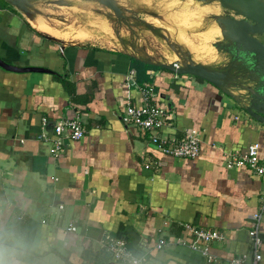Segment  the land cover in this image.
<instances>
[{
    "label": "crops",
    "instance_id": "1",
    "mask_svg": "<svg viewBox=\"0 0 264 264\" xmlns=\"http://www.w3.org/2000/svg\"><path fill=\"white\" fill-rule=\"evenodd\" d=\"M33 21L50 28L41 18L27 20L0 7V60L44 70L0 67V233L6 246L16 248L19 264H112L111 240L125 241L139 256L140 240L152 245L159 239L166 245L147 251V264H203V255L186 245L192 240L187 225L224 235L209 245L212 264H229L247 252L264 178L228 163L252 143L264 158V126L206 82L148 70L149 81L137 83H150L158 103L167 106L171 127L163 133L171 139L200 133L196 158L163 155L122 122L128 98L137 96L127 77L136 72L131 60L138 57L61 42ZM59 80L71 83L75 96ZM42 118L50 125L80 118L86 133L65 140L53 157L54 135L42 128ZM148 157L158 170L144 168ZM69 223L76 232L64 230ZM260 237L264 264V219Z\"/></svg>",
    "mask_w": 264,
    "mask_h": 264
},
{
    "label": "rangeland",
    "instance_id": "2",
    "mask_svg": "<svg viewBox=\"0 0 264 264\" xmlns=\"http://www.w3.org/2000/svg\"><path fill=\"white\" fill-rule=\"evenodd\" d=\"M114 1L122 10L123 19L118 20L97 0H62V3L39 0L30 1V4L35 17L41 18L56 32V39L64 43L96 44L170 64L167 59L176 57L179 60L180 56L167 46L161 37L164 35L188 51L195 63L220 67L223 60L228 61L225 50L214 47L223 41L212 30L213 17L224 14L218 3L206 5L196 0ZM79 33H86L84 40L76 39Z\"/></svg>",
    "mask_w": 264,
    "mask_h": 264
},
{
    "label": "built area",
    "instance_id": "3",
    "mask_svg": "<svg viewBox=\"0 0 264 264\" xmlns=\"http://www.w3.org/2000/svg\"><path fill=\"white\" fill-rule=\"evenodd\" d=\"M178 75L174 74V78ZM127 81L133 90L137 92V96L129 97L126 104L122 122L126 126L133 127L140 132L143 138L151 145L155 151L163 155L174 158L194 159L198 156L200 145V133L197 130H189L184 132L178 138L167 137L163 131L171 127V115L167 106L159 104V97L155 93L150 83L138 85L136 81V72L131 70L127 77ZM236 117L235 119H237ZM42 128L48 129L53 133L54 138L49 140L46 135L41 133L39 138L51 141L49 153L53 157H57L64 147V141L80 140L86 133V126L80 118L71 120H59L52 125L46 118L41 120ZM229 166L235 168L246 167L254 176L264 178V158L259 156V144L252 143L247 147V151L243 156L230 158ZM145 169L158 170L157 162L153 159L146 158ZM59 210H63V206H59ZM264 219V195L260 198V203L256 212L250 216V225L248 229L249 247L248 251L241 254L229 262V264H259L262 259L261 254V237L260 227ZM43 223V222H42ZM186 231L190 234L192 240L186 244L192 251L199 252L204 257L203 264H212L216 262L215 257L209 251V245L213 242H220L224 239V235L216 230H204L200 227L185 226ZM66 232H76L77 228L73 224H67L64 228ZM142 241V242H141ZM141 242V243H140ZM139 248L143 253L135 256L128 245L123 240H111L107 246V251L111 255L112 264H147V251L151 249L161 250L166 242L163 239L157 240L154 244L140 240Z\"/></svg>",
    "mask_w": 264,
    "mask_h": 264
},
{
    "label": "water",
    "instance_id": "4",
    "mask_svg": "<svg viewBox=\"0 0 264 264\" xmlns=\"http://www.w3.org/2000/svg\"><path fill=\"white\" fill-rule=\"evenodd\" d=\"M18 11L27 20L34 18L30 1L39 0H3ZM62 3V0H52ZM120 20L124 16L114 0H97ZM206 5L216 2L224 14L213 19L220 29L222 40L227 42L225 53L228 62L220 67L195 63L188 51L170 42L161 35L167 46L180 56L176 62L166 64L148 59L138 60L176 75H189L214 86L224 96L237 103L254 121L264 126V0H196ZM154 30V28H152ZM151 29V30H152ZM219 44H214L218 48ZM0 67L11 72H44L42 69H18L4 64ZM239 91L244 94H234Z\"/></svg>",
    "mask_w": 264,
    "mask_h": 264
},
{
    "label": "trees",
    "instance_id": "5",
    "mask_svg": "<svg viewBox=\"0 0 264 264\" xmlns=\"http://www.w3.org/2000/svg\"><path fill=\"white\" fill-rule=\"evenodd\" d=\"M0 7H2V8L8 7L9 9H13L8 3H6L3 0H0ZM131 62H132L133 69L136 70V81H138L139 83L143 82L144 80L149 81L150 77L146 75V71H148V70H153V71L161 70V71L167 72V71L159 68L156 65L146 64V63L141 62L139 60H136L134 58L131 60ZM54 78H55V75H54ZM55 79H57V78H55ZM59 81L63 84L64 88L66 89V91L68 92V94L70 96H75V93L72 89L71 83H69L65 80H59ZM73 100L78 101L81 99L73 98ZM80 103L84 104V102H80Z\"/></svg>",
    "mask_w": 264,
    "mask_h": 264
},
{
    "label": "clouds",
    "instance_id": "6",
    "mask_svg": "<svg viewBox=\"0 0 264 264\" xmlns=\"http://www.w3.org/2000/svg\"><path fill=\"white\" fill-rule=\"evenodd\" d=\"M15 257L16 248L6 246L4 235L0 233V264H19Z\"/></svg>",
    "mask_w": 264,
    "mask_h": 264
},
{
    "label": "bare ground",
    "instance_id": "7",
    "mask_svg": "<svg viewBox=\"0 0 264 264\" xmlns=\"http://www.w3.org/2000/svg\"><path fill=\"white\" fill-rule=\"evenodd\" d=\"M204 13V12H203ZM33 24L35 25V26H37V27H41V28H43V29H45L46 31H48V32H50L51 34H54L55 35V33L56 32H53L52 30H51V28H48V27H46V26H44V25H42L41 23L40 24H38L37 22H34L33 21ZM212 30L215 32V30H216V28H215V26H214V22H212ZM82 32H83V30H81ZM84 32H86V31H84ZM83 33H79L77 36H76V39L77 40H84V38L86 37V36H84V35H82ZM53 35V36H54ZM182 37V36H181ZM169 38V37H168ZM182 48V47H181ZM184 50V49H183ZM176 61H178V58H170V59H167V63H173V62H176Z\"/></svg>",
    "mask_w": 264,
    "mask_h": 264
},
{
    "label": "flooded vegetation",
    "instance_id": "8",
    "mask_svg": "<svg viewBox=\"0 0 264 264\" xmlns=\"http://www.w3.org/2000/svg\"><path fill=\"white\" fill-rule=\"evenodd\" d=\"M214 26H215V28H216V30H215V32L217 33V34H219V36L220 37H222L221 36V33H220V29L218 28V26L214 23ZM262 42H264V38H262ZM226 45H227V42H225V41H222L221 42V44H219L218 45V47H220V48H225L226 47ZM229 56V55H228ZM228 62V61H227Z\"/></svg>",
    "mask_w": 264,
    "mask_h": 264
}]
</instances>
